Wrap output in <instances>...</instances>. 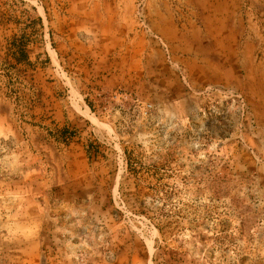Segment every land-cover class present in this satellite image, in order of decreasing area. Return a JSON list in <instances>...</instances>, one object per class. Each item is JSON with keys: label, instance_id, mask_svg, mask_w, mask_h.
<instances>
[{"label": "rangeland", "instance_id": "374dc122", "mask_svg": "<svg viewBox=\"0 0 264 264\" xmlns=\"http://www.w3.org/2000/svg\"><path fill=\"white\" fill-rule=\"evenodd\" d=\"M0 264H264V0H0Z\"/></svg>", "mask_w": 264, "mask_h": 264}, {"label": "trees", "instance_id": "16d2710c", "mask_svg": "<svg viewBox=\"0 0 264 264\" xmlns=\"http://www.w3.org/2000/svg\"><path fill=\"white\" fill-rule=\"evenodd\" d=\"M6 55H8L12 59H14L15 62H25L26 64H32L29 60V55H28V52H27L24 44L21 47L18 46V44H16L15 39H12L11 41H9L8 52L6 53ZM74 131H75L74 129L69 130L66 127H62L60 139L65 144H67L69 138H71ZM92 151H97V150H93V146L90 143L87 147V152H88V154H90Z\"/></svg>", "mask_w": 264, "mask_h": 264}]
</instances>
